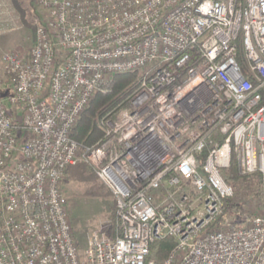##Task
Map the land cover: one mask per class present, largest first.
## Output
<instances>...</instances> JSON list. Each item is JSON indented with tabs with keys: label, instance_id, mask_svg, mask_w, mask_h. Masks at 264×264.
Wrapping results in <instances>:
<instances>
[{
	"label": "built area",
	"instance_id": "built-area-1",
	"mask_svg": "<svg viewBox=\"0 0 264 264\" xmlns=\"http://www.w3.org/2000/svg\"><path fill=\"white\" fill-rule=\"evenodd\" d=\"M36 4L30 51L3 56L0 264H264V213L238 207L232 182L259 173L264 203V0ZM135 70L140 87L83 150L80 116ZM79 156L116 203L83 251L62 189Z\"/></svg>",
	"mask_w": 264,
	"mask_h": 264
},
{
	"label": "rangeland",
	"instance_id": "rangeland-1",
	"mask_svg": "<svg viewBox=\"0 0 264 264\" xmlns=\"http://www.w3.org/2000/svg\"><path fill=\"white\" fill-rule=\"evenodd\" d=\"M15 3L34 11L28 17L34 27L35 14L42 13L38 9L36 0H16V2L14 0H0V92L1 89L8 87L11 90L13 89L11 78L4 69V54L9 51L28 53L35 42V29L21 21L20 12ZM108 80L109 78L106 79L105 83ZM0 96L6 99L9 94L3 93ZM7 106L10 108L8 103ZM16 112H18V107ZM16 115L18 114L16 113ZM232 182L237 187V193L233 201L241 203L249 213H264L261 179L259 181L254 176L249 180H244L239 177ZM62 189L68 200V215L75 237L81 251H83L89 231L97 228L105 221L114 222V195L81 156L75 164L68 168L62 182Z\"/></svg>",
	"mask_w": 264,
	"mask_h": 264
},
{
	"label": "trees",
	"instance_id": "trees-1",
	"mask_svg": "<svg viewBox=\"0 0 264 264\" xmlns=\"http://www.w3.org/2000/svg\"><path fill=\"white\" fill-rule=\"evenodd\" d=\"M14 1L16 2V0ZM15 5L20 12L21 21L25 25L35 29L31 20L28 19L30 14L34 11H30L23 6H19L17 3H15ZM144 75L145 73L139 70L118 73L109 78V80L104 83L103 87L97 90L95 97L91 100L90 104L84 110L82 116L79 118L78 122L71 131L72 137L80 144L83 150L87 147H92L105 139L107 119L116 117L118 109L122 106L126 99L138 90ZM3 93L10 94L12 93V90L9 87L1 89L0 94ZM9 106V112L15 120V124H20V117L16 115L17 106L10 103ZM253 175L260 181L261 176L259 173L246 174L241 178L249 180L254 177ZM238 177L240 176L236 175L235 178ZM231 206V204H228L225 210L227 211L228 208H231ZM237 206L240 207L242 205ZM115 216L116 203L114 207V217ZM173 246L174 240L172 237H166L156 242L154 244V249H156L158 259H162L167 256Z\"/></svg>",
	"mask_w": 264,
	"mask_h": 264
}]
</instances>
